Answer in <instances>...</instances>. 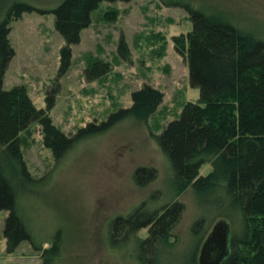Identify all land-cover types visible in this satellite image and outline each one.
<instances>
[{"label":"rangeland","instance_id":"obj_1","mask_svg":"<svg viewBox=\"0 0 264 264\" xmlns=\"http://www.w3.org/2000/svg\"><path fill=\"white\" fill-rule=\"evenodd\" d=\"M14 1L28 2L34 9L21 11L9 22L13 55L2 87L24 85L33 104L44 108L64 133L77 134L119 107L130 106L132 91L144 84L162 91L147 122L129 116L104 130L83 132L59 157L45 145L38 120L20 132L22 158L34 180H16V207L34 241L49 246L60 233L61 254L51 264H139L133 241L124 248L108 246L109 221L142 201L158 206L175 198L185 208L157 258L166 264H186L189 253L193 248L198 253L206 236L199 230L193 234L191 225L204 217L210 230L217 208L206 201L218 193L202 195L188 187L172 194L171 166L155 135L188 101L199 97L198 87L189 83L186 59L174 45V36L191 28L188 12L161 0H102L79 41L70 44L68 65L60 71L65 40L55 27L53 8L61 0H0V16ZM199 1L264 37V0ZM121 38L124 44L119 49ZM97 59L107 62L108 70L88 78L86 68ZM138 166L155 167V179L137 185L132 175ZM211 168L206 161L199 173ZM155 191H159L156 196ZM9 214V209H0V264H42L41 250L29 240L8 250L4 228ZM146 231L141 228L137 235L146 236Z\"/></svg>","mask_w":264,"mask_h":264},{"label":"trees","instance_id":"obj_2","mask_svg":"<svg viewBox=\"0 0 264 264\" xmlns=\"http://www.w3.org/2000/svg\"><path fill=\"white\" fill-rule=\"evenodd\" d=\"M100 1L61 0L53 8L55 27L65 40L60 71L68 65L70 44L79 41L81 30L89 25L91 12ZM161 2L180 6L189 14L191 28L175 35L174 45L186 59L189 83L199 89V97L188 101L179 115L155 135L171 166L172 194L188 187L202 195L217 192L216 197L206 201L217 208L212 220L224 218L230 225L228 253L219 264H264V37L242 29L225 11L199 0ZM32 9L34 6L28 2L14 1L0 16V209L10 210L4 228L8 250L29 240L41 250L42 264H51L61 254L60 233H55L49 246H42L34 241L17 213L16 180H34L22 158L20 132L38 120L45 145L59 157L83 132L104 130L129 116L147 122L162 99V91L144 84L132 91L130 106L119 107L99 124H88L77 134L64 133L44 108L33 104L24 85L2 87L13 55L9 22L21 11ZM123 44L121 38L119 49ZM107 64L95 60L86 68L87 77L104 74ZM47 98L48 105L52 104L51 96ZM206 161L212 168L200 174L199 168ZM156 175L155 167L138 166L132 177L137 185L144 186ZM184 208V202L175 198L158 206L142 201L129 213L109 221L108 246L119 249L133 241V254L139 264H166L159 262L157 252ZM141 228H147L146 236L137 235ZM208 229L204 217L196 218L191 225L192 233L199 230L203 238ZM186 264H199L196 249L189 253Z\"/></svg>","mask_w":264,"mask_h":264},{"label":"water","instance_id":"obj_3","mask_svg":"<svg viewBox=\"0 0 264 264\" xmlns=\"http://www.w3.org/2000/svg\"><path fill=\"white\" fill-rule=\"evenodd\" d=\"M229 234L230 225L228 221L224 218L217 219L200 246L198 263L219 264L228 253Z\"/></svg>","mask_w":264,"mask_h":264}]
</instances>
